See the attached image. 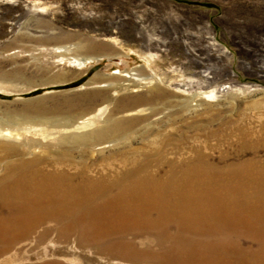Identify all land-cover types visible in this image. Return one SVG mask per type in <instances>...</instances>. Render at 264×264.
<instances>
[{
  "label": "rangeland",
  "instance_id": "rangeland-1",
  "mask_svg": "<svg viewBox=\"0 0 264 264\" xmlns=\"http://www.w3.org/2000/svg\"><path fill=\"white\" fill-rule=\"evenodd\" d=\"M184 1L0 0V127L105 108L129 134L121 144L87 148V163L125 169V153L142 159L158 149L175 162L196 152L214 163L264 160V0ZM130 73L155 84L134 86ZM236 206L233 216L209 221L264 227V216ZM88 218V230L104 220ZM42 235L37 229L15 242L0 263L108 261L78 234ZM254 243L262 248L264 238ZM159 250L157 260L189 253L177 244Z\"/></svg>",
  "mask_w": 264,
  "mask_h": 264
},
{
  "label": "bare ground",
  "instance_id": "bare-ground-1",
  "mask_svg": "<svg viewBox=\"0 0 264 264\" xmlns=\"http://www.w3.org/2000/svg\"><path fill=\"white\" fill-rule=\"evenodd\" d=\"M133 75L125 76L134 86L155 84L151 77ZM214 96L211 91L209 97ZM105 111L69 112L62 120L34 117L18 127H0V260L12 244L41 229V240L50 232L60 239L78 234L107 256L106 264H264V247L254 243L264 238V227L209 221L233 216L236 205L245 214L264 216V160L214 163L196 152L175 162L158 149L151 152L155 157L142 159L137 150L120 151L126 154L125 169L87 163V148L121 144L129 134H123L126 127L118 125V116L105 117ZM93 214L104 220L88 230ZM242 214L237 210V216ZM234 234L245 241L212 242ZM175 244L189 253L157 260L159 249Z\"/></svg>",
  "mask_w": 264,
  "mask_h": 264
},
{
  "label": "water",
  "instance_id": "water-1",
  "mask_svg": "<svg viewBox=\"0 0 264 264\" xmlns=\"http://www.w3.org/2000/svg\"><path fill=\"white\" fill-rule=\"evenodd\" d=\"M176 1L186 2V1H184V0H176Z\"/></svg>",
  "mask_w": 264,
  "mask_h": 264
}]
</instances>
